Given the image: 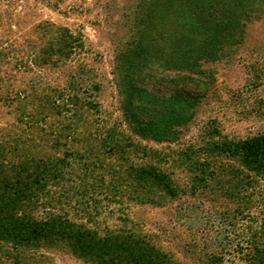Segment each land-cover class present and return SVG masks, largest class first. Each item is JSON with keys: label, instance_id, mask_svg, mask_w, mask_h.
<instances>
[{"label": "trees", "instance_id": "trees-1", "mask_svg": "<svg viewBox=\"0 0 264 264\" xmlns=\"http://www.w3.org/2000/svg\"><path fill=\"white\" fill-rule=\"evenodd\" d=\"M130 1L125 14L129 28L116 47L113 68L124 125L109 128L106 134L119 135L114 145L117 155L126 149L147 155L145 142L179 144L174 153L181 156L189 181L177 184L159 166L168 156L156 152L157 162L126 165L131 182L124 184L126 179L120 176L116 181L121 187L113 188L125 192L126 202L164 207L181 194L196 196L207 187L215 175L214 160L222 157L236 162L239 168L228 171L245 172L247 184L251 175L264 179V131L233 140L222 136L215 122L202 146L185 141L203 103L228 93L227 88L220 93L213 89L224 85L218 83L214 65L233 60L248 22L260 15L264 0ZM76 47H83L81 33L51 21H39L21 38L0 40V102L15 103V121L0 133V254L9 257L0 258V264H37L41 250L65 251L86 264H180L168 248L128 218H120L119 224L109 225L101 234L87 222L69 217L63 207H54L68 200L62 186L64 172L79 153L74 143L83 144L91 133L97 106L76 94L58 103L51 90L29 87L18 75L62 68ZM263 75L264 69H254L257 80ZM35 115H41L47 130L35 124ZM24 133L31 135L30 141L20 136ZM135 138L136 145L127 141ZM120 166L113 163L115 169ZM96 188L101 193L106 189L97 184ZM49 208L54 211L40 216L39 211ZM207 256L210 264L221 261L216 255ZM243 259L247 264H264V243L254 242Z\"/></svg>", "mask_w": 264, "mask_h": 264}, {"label": "rangeland", "instance_id": "rangeland-1", "mask_svg": "<svg viewBox=\"0 0 264 264\" xmlns=\"http://www.w3.org/2000/svg\"><path fill=\"white\" fill-rule=\"evenodd\" d=\"M130 2L0 0V40L21 38L39 21H51L69 27L76 34L81 33L83 47L75 48L66 66L33 69L18 75L21 83L29 87L51 90L58 103L69 94H76L83 102H94L97 106L92 111L89 138L83 144L74 143L79 153L64 172L62 186L68 200L56 202L54 207H63L69 217L87 222L101 234L107 232L109 225L119 224L120 218H128L131 225L144 229L157 244L168 248L180 264H210L207 255L220 257L218 264H247L244 254L254 242L264 243V179H253L251 175V184H247L245 172L228 171L232 166L239 168L235 161L224 157L215 159L212 166L215 175L209 178L207 187L196 196L181 194L164 207L126 202L125 192L113 188L119 184L116 179L120 176L126 179L124 184L131 182L126 165L157 162L156 152L168 156L159 166L177 184L185 186L189 181L181 156L174 153L179 144L145 142L147 155L140 156L132 149L117 155L114 145L119 135L114 133L111 138L106 134L107 129L117 130L124 125L113 68L116 47L129 28L125 14L129 12ZM259 10L260 15L248 22L244 42L236 49L233 60L214 65L218 83L224 85L213 89L217 88V93L225 88L229 91L219 96V100L210 97L203 103L198 119L185 136L187 143L202 146L215 122L222 136L233 140L264 131V75L259 80L254 76L255 68L264 69L263 2ZM59 92L64 96H59ZM14 104L0 102V133L15 121ZM40 116L35 115L34 120H38L35 124L47 130ZM22 135L25 142L30 141V134ZM136 139L126 140L136 145ZM122 161L124 165L120 166ZM113 163H118L120 168L115 169ZM96 184L105 186V192L101 193ZM231 193L233 196L229 195ZM53 211L49 208L39 214L45 217ZM8 250L13 252L11 246ZM36 255L37 264H86L65 251L41 250ZM0 258L9 259L7 254H0Z\"/></svg>", "mask_w": 264, "mask_h": 264}]
</instances>
